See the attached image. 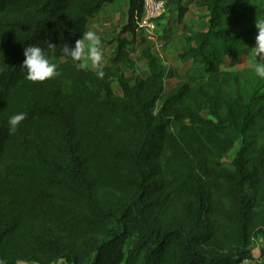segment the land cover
Here are the masks:
<instances>
[{
	"label": "trees",
	"instance_id": "trees-1",
	"mask_svg": "<svg viewBox=\"0 0 264 264\" xmlns=\"http://www.w3.org/2000/svg\"><path fill=\"white\" fill-rule=\"evenodd\" d=\"M117 1L0 0V264H264V57L249 52L264 0H192L204 28L184 37L190 69L170 90L137 32L143 0H127L103 79L62 56ZM166 1L182 23L185 0ZM29 45L60 75L26 80Z\"/></svg>",
	"mask_w": 264,
	"mask_h": 264
},
{
	"label": "rangeland",
	"instance_id": "rangeland-1",
	"mask_svg": "<svg viewBox=\"0 0 264 264\" xmlns=\"http://www.w3.org/2000/svg\"><path fill=\"white\" fill-rule=\"evenodd\" d=\"M191 0H185L189 6V13L184 19L183 23H178L176 15L167 12L165 17L160 21V38L164 39V47L161 51H157L153 44V51L160 59L162 64L167 68L168 78L166 87L168 90L177 86L178 82L186 77L190 65H183L179 62V54L183 50L184 37L204 28L205 10L198 8ZM108 8V9H107ZM128 20V2L127 0H118L109 7L102 8L95 14L89 24L88 30L95 31L101 38L104 50V65H106L110 58L114 55L116 50V43L114 40L120 34L122 28L127 24ZM161 39V40H162ZM137 65V72L140 75H146L145 62L140 54L135 55ZM250 67V63L243 59L242 63L236 67H231V59L227 62V68L231 71H240ZM88 69H91L89 67ZM130 75L129 72H126ZM117 90V84H114ZM118 91V90H117ZM231 155L230 158H232ZM255 251L257 258L262 257L264 261V239H260L255 244Z\"/></svg>",
	"mask_w": 264,
	"mask_h": 264
},
{
	"label": "clouds",
	"instance_id": "clouds-1",
	"mask_svg": "<svg viewBox=\"0 0 264 264\" xmlns=\"http://www.w3.org/2000/svg\"><path fill=\"white\" fill-rule=\"evenodd\" d=\"M255 46L249 52L257 58L264 57V20L257 19ZM47 47L51 53H55L57 46L47 42ZM62 56L70 57L74 66L78 70L95 69L97 78L103 79L104 72V50L100 36L93 30H87L80 39H77L74 46L63 44L61 49ZM24 62L22 69L26 70L25 79L30 82H45L60 75L58 64L52 62L49 54L44 48L38 45H29L24 49ZM255 74L264 79V61L258 62L254 66ZM26 119V113L20 112L12 115L8 120L9 131L15 132L20 124ZM17 264H24L17 261Z\"/></svg>",
	"mask_w": 264,
	"mask_h": 264
},
{
	"label": "built area",
	"instance_id": "built-area-1",
	"mask_svg": "<svg viewBox=\"0 0 264 264\" xmlns=\"http://www.w3.org/2000/svg\"><path fill=\"white\" fill-rule=\"evenodd\" d=\"M167 13L166 0H143V14L136 18L137 32L139 36L151 41L157 51L164 47L160 39V20Z\"/></svg>",
	"mask_w": 264,
	"mask_h": 264
},
{
	"label": "crops",
	"instance_id": "crops-1",
	"mask_svg": "<svg viewBox=\"0 0 264 264\" xmlns=\"http://www.w3.org/2000/svg\"><path fill=\"white\" fill-rule=\"evenodd\" d=\"M191 1H192V0H191ZM184 3H185V1H184ZM185 4H186V3H185ZM107 9H108V8H107ZM201 10H202V9H201ZM188 13H189V12H188ZM206 14H207V12L205 11V15H206ZM187 15H188V14H187ZM187 15H186V16H187ZM186 16H185V18H186ZM185 18H184V19H185ZM184 19H183V21H184ZM127 21H128V20H127ZM183 21H182V23H183ZM180 64H181V63H180ZM166 82H167V81H166ZM254 257H255L256 260H260V261H262V257H263V256H260L261 258H257L258 256L256 255V251L254 250ZM262 262H264V261H262Z\"/></svg>",
	"mask_w": 264,
	"mask_h": 264
}]
</instances>
